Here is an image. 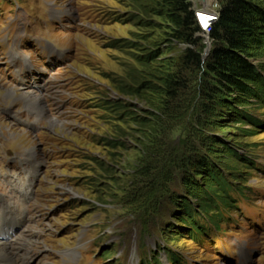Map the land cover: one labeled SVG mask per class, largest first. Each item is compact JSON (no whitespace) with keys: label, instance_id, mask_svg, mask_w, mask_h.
<instances>
[{"label":"rangeland","instance_id":"1","mask_svg":"<svg viewBox=\"0 0 264 264\" xmlns=\"http://www.w3.org/2000/svg\"><path fill=\"white\" fill-rule=\"evenodd\" d=\"M154 6L0 0V221L23 217L0 235V264H264V44L251 59L254 93L208 100L187 71L167 98L160 79L185 47L166 40ZM49 43L65 60L46 61ZM219 175L243 192L212 223L196 195Z\"/></svg>","mask_w":264,"mask_h":264},{"label":"trees","instance_id":"2","mask_svg":"<svg viewBox=\"0 0 264 264\" xmlns=\"http://www.w3.org/2000/svg\"><path fill=\"white\" fill-rule=\"evenodd\" d=\"M151 1L155 4L153 15L159 17L167 29L166 40L185 47L177 72H168L160 79L162 91L167 98L175 97L177 90L185 87L187 71L200 73L201 95L208 100L218 99L233 91L237 93L236 89L238 94L254 93L251 84L262 78L251 59L264 44L261 36L264 32V6L258 0H219V17L212 24L208 35L197 20L192 0ZM206 36H209L213 45L204 58ZM261 98H264V94H261ZM240 115L238 112L239 121H243ZM246 118L260 124L248 115ZM219 179V183L211 182L217 186L207 187L196 195L201 203L199 217H208L212 223L216 221L215 216H211L213 209L219 208L221 204L234 207V198L230 192H243L240 187L234 188V184L222 175H219ZM183 205L186 212L192 211L190 201L185 200ZM187 221L193 227L194 237L205 233L204 226L196 219L193 220L191 215ZM167 254L173 261H177L178 257L174 253Z\"/></svg>","mask_w":264,"mask_h":264},{"label":"bare ground","instance_id":"3","mask_svg":"<svg viewBox=\"0 0 264 264\" xmlns=\"http://www.w3.org/2000/svg\"><path fill=\"white\" fill-rule=\"evenodd\" d=\"M210 16H213L211 15V13H208L207 11H201V17L203 18V21L205 22V24H208V21H210L211 19H213V17H210ZM53 86V85H52ZM10 92V91H9ZM24 93V92H23ZM36 105V104H35ZM42 110V109H41ZM43 117V116H42ZM1 225H2V228L0 229V234H3V235H6L7 233H9L11 230H12V227L15 226V224L13 223H10L9 221H5V222H1ZM20 240V239H19ZM2 242V241H1ZM0 242V245H2ZM4 245V244H3ZM2 245V246H3ZM21 246V245H20ZM5 247V246H4ZM18 249V248H17ZM16 249V250H17ZM23 250V249H22ZM20 251V250H19ZM11 252V250H10ZM13 252V250H12ZM16 253V252H15ZM1 254H4L1 249H0V257L2 256ZM11 254V255H10ZM8 254L7 253V256L9 258H12L13 260V255L12 253ZM6 255V254H5ZM6 257V256H5ZM6 259V258H5Z\"/></svg>","mask_w":264,"mask_h":264},{"label":"built area","instance_id":"4","mask_svg":"<svg viewBox=\"0 0 264 264\" xmlns=\"http://www.w3.org/2000/svg\"><path fill=\"white\" fill-rule=\"evenodd\" d=\"M214 13H215L214 14L215 16H212V17H217L218 16V11H214ZM209 30H210V28L208 29V32H209Z\"/></svg>","mask_w":264,"mask_h":264},{"label":"water","instance_id":"5","mask_svg":"<svg viewBox=\"0 0 264 264\" xmlns=\"http://www.w3.org/2000/svg\"><path fill=\"white\" fill-rule=\"evenodd\" d=\"M210 52V49L209 50H206L205 51V54H204V57H206L208 55V53Z\"/></svg>","mask_w":264,"mask_h":264}]
</instances>
